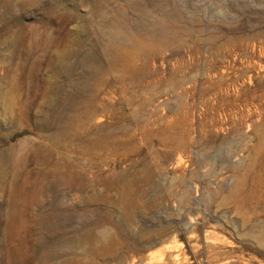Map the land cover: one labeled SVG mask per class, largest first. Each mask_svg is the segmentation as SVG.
Masks as SVG:
<instances>
[{"label":"rangeland","instance_id":"rangeland-1","mask_svg":"<svg viewBox=\"0 0 264 264\" xmlns=\"http://www.w3.org/2000/svg\"><path fill=\"white\" fill-rule=\"evenodd\" d=\"M0 264H264V0H0Z\"/></svg>","mask_w":264,"mask_h":264},{"label":"bare ground","instance_id":"bare-ground-1","mask_svg":"<svg viewBox=\"0 0 264 264\" xmlns=\"http://www.w3.org/2000/svg\"><path fill=\"white\" fill-rule=\"evenodd\" d=\"M100 4V3H99ZM101 5H98L97 7L99 8ZM106 8V7H105ZM9 11V10H8ZM94 12V11H93ZM2 13V12H1ZM101 14V13H100ZM99 15V14H98ZM103 16V15H102ZM105 18L109 20H115L119 23L125 24L126 17L120 14L119 12H114L111 10H107L105 12ZM157 29L156 32L158 33H163L164 29L166 27V24L163 21H160L157 23ZM6 31V30H5ZM86 39L82 40L85 41ZM1 46H3L7 50L13 51H19L20 53L18 54V58L22 63H19L18 66H23L22 64L25 62V60L28 57V50L31 47V43H27L24 39L20 38L18 35L15 33L10 34L3 42H1ZM24 47L23 50H21V47ZM22 47V48H23ZM78 54V59L75 60L72 63H60L59 67L60 70H65L68 76H72L73 78L76 79H84V78H91L93 76V73L90 72L89 66L91 65L92 59L90 58L89 55L85 54L82 51V48L79 47L77 50ZM8 62H11V59ZM32 69H30L29 73L30 75L33 74ZM22 87L20 83L17 81V77H15V81L11 84V86H7L3 89H1V93L3 96V99L5 102L9 104H14L17 105L18 103V94L21 91ZM82 105L81 100L77 97V95H74L73 97L70 98V100L65 99L61 100L60 102L56 101L53 105L49 104L47 107V110L44 112V121L46 125L52 126V125H57L56 119L59 117L61 118L62 116L65 115L66 109L71 108L73 106L78 107ZM108 137L103 139V142H108ZM4 158V156H3ZM21 170H19L20 172ZM12 191V190H11ZM25 195L28 194L27 189L24 190ZM30 193V192H29ZM7 211L4 213L2 220H3V228L2 231L4 232V236L8 235L9 233V228L8 223L10 220H12L13 217H15L14 213L17 210V204L16 202L10 200L7 205ZM23 220L19 221L17 231L20 232L21 227L23 226ZM128 251L130 253H134V247L128 246Z\"/></svg>","mask_w":264,"mask_h":264}]
</instances>
